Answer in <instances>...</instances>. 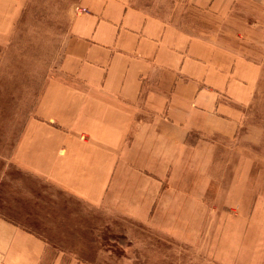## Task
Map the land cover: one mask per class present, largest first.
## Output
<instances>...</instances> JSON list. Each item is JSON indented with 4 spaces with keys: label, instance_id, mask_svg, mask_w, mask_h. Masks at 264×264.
<instances>
[{
    "label": "crops",
    "instance_id": "obj_1",
    "mask_svg": "<svg viewBox=\"0 0 264 264\" xmlns=\"http://www.w3.org/2000/svg\"><path fill=\"white\" fill-rule=\"evenodd\" d=\"M135 2L79 0L58 75L46 80L15 159L87 202L193 242L221 190L212 172L219 141L236 136L264 90V0ZM19 3L0 0V39ZM181 5L234 25L227 30L245 45L185 32L170 22ZM44 250L0 217V264H39ZM232 256L264 264V218L249 223Z\"/></svg>",
    "mask_w": 264,
    "mask_h": 264
},
{
    "label": "rangeland",
    "instance_id": "obj_2",
    "mask_svg": "<svg viewBox=\"0 0 264 264\" xmlns=\"http://www.w3.org/2000/svg\"><path fill=\"white\" fill-rule=\"evenodd\" d=\"M78 2L20 0L19 16L0 39V217L45 243L39 264H232L226 256L243 245L249 223L264 218V90L245 108L236 136L219 141L212 172L221 190L207 202L193 242L131 218L107 201L87 202L19 166L16 147L46 80L58 75ZM177 12L170 22L185 32L236 49L245 45L227 30L234 25L186 5Z\"/></svg>",
    "mask_w": 264,
    "mask_h": 264
}]
</instances>
